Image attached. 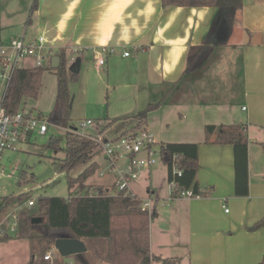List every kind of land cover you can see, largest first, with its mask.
<instances>
[{
  "label": "crops",
  "instance_id": "0c3cea01",
  "mask_svg": "<svg viewBox=\"0 0 264 264\" xmlns=\"http://www.w3.org/2000/svg\"><path fill=\"white\" fill-rule=\"evenodd\" d=\"M215 14L212 6H162L161 0H0V44L42 35L49 49L48 68L50 58L57 53L63 55L68 70L79 59V71L96 70L103 74L105 88L112 97L118 96L122 111L135 108L125 116H136L154 105L145 118L139 121L136 116V125L133 122L128 127L118 124L112 128L118 118L94 133L88 130L89 133L112 139L144 128L157 142V136L161 138L163 133L156 126L168 127L167 118L171 115L181 125L174 133L185 136L184 141L178 142L197 144L194 181L201 191L210 193L171 196L169 188L168 197L160 200L161 197L151 195L155 194L153 189L146 187L151 201V254L176 257L188 264H258L264 255V225L251 227L264 216V0H242L228 35L221 36L223 41L212 36ZM211 42L231 47V73L238 70L236 77L243 97L234 109L228 108L231 102L203 99L195 88L200 70L213 61L217 46L202 66L185 73L189 48ZM104 46L111 52L99 64L98 51ZM95 60L98 64L94 66ZM221 71L223 65L213 70L208 87L204 80L199 83L200 94L207 96L215 87L224 90L221 83L227 80L220 78ZM165 103H174L170 106H176V116L167 110L161 118L153 117ZM105 116L109 118L108 113ZM238 123L245 125L247 134L245 171L241 160L236 162L233 145L213 142L216 132L205 141V125L217 129ZM168 140L162 143L175 142ZM96 151L99 150L92 151V158ZM100 154L99 159L91 158L97 165V179L88 182L94 172L84 184L108 191L110 186L114 188L116 173L107 168ZM152 167L141 172L146 171L151 178ZM136 182L137 178L130 182L131 192L143 198L135 192ZM115 192V188L108 191ZM13 234H0V264H31L32 252L43 247L42 241L16 238ZM46 252L50 251L44 250L43 254ZM37 256L34 254V262ZM38 260L52 264L50 261L55 258L52 254L51 260ZM66 264H74V259ZM97 264L108 263L99 260Z\"/></svg>",
  "mask_w": 264,
  "mask_h": 264
},
{
  "label": "trees",
  "instance_id": "16d2710c",
  "mask_svg": "<svg viewBox=\"0 0 264 264\" xmlns=\"http://www.w3.org/2000/svg\"><path fill=\"white\" fill-rule=\"evenodd\" d=\"M161 5L177 6H212L216 8L211 32L218 41H223L222 35L227 36L230 25L237 10L242 6V0H161ZM219 42L192 46L187 52V65L185 73L197 70L211 56ZM59 65L54 69L57 73V89L53 108L44 116L51 124L66 128L72 126L69 118L68 83L65 78V60L61 53L56 54ZM42 67L15 69L4 98V108L7 113L13 114L21 109L24 98L34 97L37 94ZM71 73V72H70ZM75 78L74 73L70 74ZM151 107H154L152 105ZM149 107V109L151 108ZM149 109L139 112V119L145 118ZM214 125H205V141L216 132L215 143H228L233 145L235 159L241 160L244 171L246 168L247 134L242 123L221 125L215 131ZM46 147L58 148V141L49 138ZM94 144L91 140L67 132L62 147L63 157L59 160L60 171L66 173V184L69 195L36 196L28 192H19L2 198L0 215L5 207L16 203L32 200V205L16 213L17 229L13 234L16 238L38 239L43 247L32 252L31 264H47L37 261L43 252L51 248L55 239L74 238L82 240L87 248L86 252L74 255V264H97L103 261L108 264H188L179 258H161L150 253L149 249V219L147 210L141 208V198L135 194H125L124 191L108 193L100 186L86 187L84 182L93 175L97 165L91 162ZM160 160L169 169L168 180L174 181L171 196L178 195L180 191L191 188L192 194L207 196L210 190L201 191L194 175L197 169V144L187 142L162 143L159 145ZM84 165V170L76 177L68 175L69 171L77 165ZM173 167L180 170V176L172 172ZM22 176L17 184L33 182L34 176L28 179ZM76 189V193H72ZM38 219V221H34ZM264 225V216L258 220L251 229ZM11 236H6L8 238ZM4 238V237H3ZM34 254H37L34 262ZM52 264H63L59 260ZM66 264V263H65ZM258 264H264V255Z\"/></svg>",
  "mask_w": 264,
  "mask_h": 264
},
{
  "label": "rangeland",
  "instance_id": "374dc122",
  "mask_svg": "<svg viewBox=\"0 0 264 264\" xmlns=\"http://www.w3.org/2000/svg\"><path fill=\"white\" fill-rule=\"evenodd\" d=\"M4 25L5 24H3V26ZM214 56L210 65L208 64L200 70V77L195 83L197 94L203 99H213V101L218 103L231 102L228 108L234 109L240 104L243 97L239 90L238 78L236 77L238 70L236 73H231L232 66H230L229 62L230 58H232L231 47L225 44L218 45L215 49ZM46 59H44L43 65L41 66L42 73L39 79L37 94L34 97L24 98L21 102L20 108L25 112H30L32 115L46 116L54 106L58 77L54 69L47 67ZM223 62L226 64H222ZM95 64H98L97 60H95L94 66ZM21 65L25 68L32 67L33 58L23 59ZM220 65H223V71L219 73V76L223 80H227L221 83V88L224 90L221 91L219 88L215 87L212 93L207 96H205V94H200L198 87L199 83L201 84V81L204 80V86L208 87L211 85V73L214 69H219ZM234 66L235 68L237 67L236 64ZM70 74L68 67H66L65 78L68 83L70 95L68 111L71 124L76 125L80 120L92 119L95 124L89 127L88 130L93 133L96 132V130H100L102 125L106 126L109 122L118 118L119 121L116 122V124L113 123L112 128H116V126L119 125L128 127L133 122L136 125V116H127L131 111H134L135 108L130 110L127 108L125 111L121 110L118 106V96H116V98L115 96L112 97L111 91L105 88L103 84V74H97L96 70L86 73L84 69L75 73V78L73 79L70 77ZM173 96L176 97L177 94H173ZM229 96L232 99H230ZM170 101L171 100H169V102ZM171 104L174 103H165L156 113H152V116H157L156 119H159L162 116V112L169 110L172 117H175L176 114L174 110L176 106L171 107ZM215 108L221 110V107ZM223 108H225L224 105ZM106 113H108V119L105 116ZM125 113L128 114L125 116ZM167 119L170 123L168 127L160 124L156 126L157 131L163 133L161 138L157 136V139H159L157 142L160 144L165 142L166 139H170L168 140L170 142L184 141L185 136L180 137V134L176 135L174 133L181 125L172 120L171 115ZM140 120L141 119H139V121ZM66 133L67 132L64 131L62 127L49 125L46 134L34 135L30 140L20 143L16 150H6L3 152L0 157V203L3 197L19 192H28L32 197L40 195L66 197L69 195L66 184V173L60 171L58 166L59 160L63 157L62 147L64 146ZM51 137L58 141L57 149H51L45 146ZM94 150H97V148L93 147L92 151ZM100 156V152L96 151L93 158L99 159ZM85 167L86 164L77 165L69 171L68 175L76 177ZM175 171L176 167H173L172 172L175 173ZM151 172V178L148 177L146 171L143 173L141 172L137 178L136 183L138 187L135 189V192L139 196L147 197V187L149 190H154L155 194L151 195L161 197L160 200L166 199L169 190L167 180L169 175L168 167L158 159L156 164L151 168ZM31 175L34 176L33 182L22 184L21 186L17 184L19 180H23L22 176L28 179ZM97 176V172H95V174L89 178L88 182L95 181ZM73 191L72 193L77 192L76 189H73ZM108 191L113 192L114 188L110 186ZM23 208H28L27 201H24L20 205L12 203L5 207L0 215V234L3 231L12 234L15 233L18 223L16 213ZM157 209L159 208L157 207ZM47 250L53 254L56 260H59L63 264L69 262V260L73 261L72 256L62 257L58 255V252L53 247ZM51 262L52 261H50V263Z\"/></svg>",
  "mask_w": 264,
  "mask_h": 264
},
{
  "label": "built area",
  "instance_id": "2783aa9c",
  "mask_svg": "<svg viewBox=\"0 0 264 264\" xmlns=\"http://www.w3.org/2000/svg\"><path fill=\"white\" fill-rule=\"evenodd\" d=\"M49 50L42 35L34 39L19 37L12 39L7 44H0V157L6 150H16L22 142L30 140L34 135H44L51 124L44 116L32 115L18 109L15 113L6 112L3 102L9 87L12 74L15 69L22 67L21 61L26 58H33L32 67H41L43 61L49 58ZM111 49L101 47L98 51V63L103 64ZM123 55H128L124 52ZM31 68V67H28ZM244 109V107H243ZM92 119L80 120L72 126L63 128L64 131L89 139L94 146L103 154L107 168L116 173L113 186L116 192L124 191L125 194H133L130 189V182L139 177L140 172L149 169L156 164L159 155V145L152 134L146 129L129 131L112 139L102 135L88 132V128L94 126ZM124 161V165L120 163ZM175 175L180 176L181 171L176 170ZM174 181H169V188L172 191ZM192 191H180L178 196H192ZM149 197L141 198V208L150 213ZM32 205V200L27 201V207ZM225 211L227 209L225 208ZM52 254L46 252L43 259L51 260Z\"/></svg>",
  "mask_w": 264,
  "mask_h": 264
},
{
  "label": "water",
  "instance_id": "95a60500",
  "mask_svg": "<svg viewBox=\"0 0 264 264\" xmlns=\"http://www.w3.org/2000/svg\"><path fill=\"white\" fill-rule=\"evenodd\" d=\"M79 59H76L75 62L70 66L69 72L77 73L79 71ZM59 65V57L52 56L50 58V67L56 68ZM35 222L38 219L34 220ZM54 249L58 252V254L62 257L79 255L86 252L87 248L85 243L82 240L74 239V238H64L60 237L55 239L53 243Z\"/></svg>",
  "mask_w": 264,
  "mask_h": 264
}]
</instances>
